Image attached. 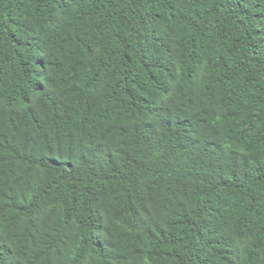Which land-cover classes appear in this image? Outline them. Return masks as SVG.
Wrapping results in <instances>:
<instances>
[{
  "label": "trees",
  "instance_id": "obj_1",
  "mask_svg": "<svg viewBox=\"0 0 264 264\" xmlns=\"http://www.w3.org/2000/svg\"><path fill=\"white\" fill-rule=\"evenodd\" d=\"M0 264H264V0H0Z\"/></svg>",
  "mask_w": 264,
  "mask_h": 264
}]
</instances>
